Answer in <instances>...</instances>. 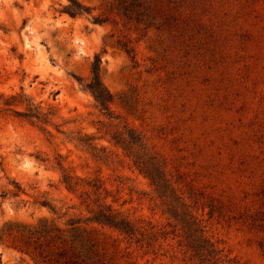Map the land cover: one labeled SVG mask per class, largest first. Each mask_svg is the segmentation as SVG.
Masks as SVG:
<instances>
[{"label":"rangeland","instance_id":"rangeland-1","mask_svg":"<svg viewBox=\"0 0 264 264\" xmlns=\"http://www.w3.org/2000/svg\"><path fill=\"white\" fill-rule=\"evenodd\" d=\"M71 1L0 0V264H199L111 141L129 130L164 161L221 264H264V0H141L132 20L120 0H74L88 8L79 16ZM97 55L110 116L84 89ZM29 109L39 119L19 115ZM66 173L100 179L102 202L168 236L148 248L67 225L91 214L89 189L68 191ZM43 228L49 237L31 235Z\"/></svg>","mask_w":264,"mask_h":264},{"label":"trees","instance_id":"trees-1","mask_svg":"<svg viewBox=\"0 0 264 264\" xmlns=\"http://www.w3.org/2000/svg\"><path fill=\"white\" fill-rule=\"evenodd\" d=\"M68 13L71 16H79L88 12V8L83 7L78 2L72 0ZM119 6L123 15L132 20V16L135 12L138 14L144 6L141 0H120ZM138 20V18H136ZM98 21V20H97ZM103 23V22H101ZM125 52L128 55H132L134 50L129 46H123ZM101 65L102 57L97 55L95 61L92 63V79L90 83L84 86V89L89 91L95 98L100 109L110 116V105L113 102V96L104 86L101 79ZM30 113L20 114L27 118H37L41 116V113L36 111L33 114V110L29 109ZM94 138L80 139L81 144L89 145L94 151H97V146L93 145ZM111 141H114V145L120 147L125 156L132 162L133 166L144 175L151 182L158 199L161 201V205L164 208V213L167 214L174 222L175 227H179L180 237L182 238L181 244L186 248V253L191 254V260H196L199 264H221L224 262L223 251L211 242L205 235L204 226L202 221L192 213L191 208L177 193V190L172 182V179L168 177L166 172V165L156 154L152 153L146 144L143 137L137 132L129 130L125 133H116L112 136ZM102 152H106V148L99 149ZM63 172H66L63 167L58 164ZM68 191L71 193L80 192L81 205L85 206L91 214V217L86 219H70L67 223L69 226L88 225L89 223L108 226L123 235L129 242H135L137 244H146L148 248L153 247L161 237L168 236L166 231H156L155 227L143 228L138 227L128 218L124 217L120 212L115 211L110 205L102 202L99 194L101 191H105L103 182L100 179L85 180L74 176L70 173H66L62 182ZM93 197H95L93 199ZM43 206L49 208L55 212V208L47 201L41 203ZM52 231H48L46 228L37 229L32 236L38 235L39 238H47ZM37 239V241H38ZM60 238L55 236L51 237L47 244L48 246ZM81 244V247L88 248L85 245L81 236H76L74 239ZM58 257H65L64 252L58 253ZM67 264H77L74 261H70Z\"/></svg>","mask_w":264,"mask_h":264}]
</instances>
